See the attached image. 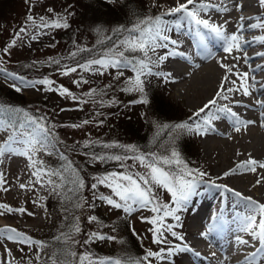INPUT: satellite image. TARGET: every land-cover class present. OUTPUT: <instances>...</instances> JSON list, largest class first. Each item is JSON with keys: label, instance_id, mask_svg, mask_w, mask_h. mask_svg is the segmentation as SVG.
Returning <instances> with one entry per match:
<instances>
[{"label": "snow or ice", "instance_id": "obj_1", "mask_svg": "<svg viewBox=\"0 0 264 264\" xmlns=\"http://www.w3.org/2000/svg\"><path fill=\"white\" fill-rule=\"evenodd\" d=\"M31 5V0H27ZM112 3L113 0H107ZM260 8H264V0H257ZM233 8L240 12L243 5L233 2L232 8L228 7L225 0L220 3H214L212 0H175L174 6L155 16H145L139 18L131 27L118 26L113 29V35L105 37L108 41V47L103 48L90 58L83 62L76 61L72 66L63 65L59 71L61 75L68 76L71 73L91 72L97 75H104L109 70H115V79L124 75L125 70H130L134 76L125 81V86L120 89L122 92L140 93L137 100L131 101L132 104H148L149 100L145 94V78L150 76L161 77L165 82L174 80L171 72L153 71V68H159L169 58L181 57L190 60L191 57L180 49V41L173 39L168 33L171 28L169 22L164 19L165 16H177L175 26L181 27V21H188L195 26L196 34L199 37L197 47L205 54V58L213 56L212 50L204 42L207 36H212L220 43L224 53H227L233 60L243 59L244 64L249 65L251 57L248 55L245 45L251 46L253 43L264 44V35L254 36L252 40L245 39L246 19L243 15L239 16V22L236 24V30L229 33L226 25L229 20L225 19L223 23L215 22L210 12L229 13ZM49 13H53L52 8H48ZM203 14V15H202ZM67 15L46 18L39 17V21L29 15L27 20L31 22V28L35 34L31 35V40H37L40 35L50 34V29H66L69 27ZM207 16L208 18H204ZM251 19V18H249ZM249 29L264 30V17L257 18L255 23L247 25ZM98 33L101 29L97 28ZM28 29L22 27L14 38L2 49L5 55H10V49L16 46L17 39L22 38L21 34H27ZM103 44L104 41H98ZM55 47V44L50 45ZM158 49L166 50L164 54H157ZM92 49L77 46L75 51L69 53V58L75 59L78 54L83 52H92ZM242 53V56H235L233 53ZM199 55V53H197ZM256 56L264 58V52L255 53ZM49 63L60 65V60L49 58ZM219 66L226 70L225 76L220 82L218 90L212 99L208 100L203 107L194 111L186 120L175 124H157L160 130H169L168 146L161 145L163 152L140 150L135 144H120L117 142H101L85 140L83 143L76 142L80 149H92L100 147L108 151L81 152L89 162L95 163H115L116 168L103 174L93 175L92 183L88 184L81 175L82 169L75 164V161L69 158L67 151L75 152L76 147H70L59 138L55 132L57 125L51 122L47 114H34L23 107L12 105H0V133H4L3 139H0V164L4 163L5 158L22 157L26 161V168L30 172L28 183H19L21 190L35 191L37 186L46 188L49 193L60 197L64 203V211L71 216L72 224L67 232H61L54 239L63 243L64 247L58 252H54L48 257L45 264H153L154 261L171 260L174 256L181 253L191 252L196 257L201 253L191 247L185 240V235L179 231L182 228L181 215L183 210H189L188 206L193 202V197L199 195L198 188L201 184H207L217 189H222L223 193H231L233 196L244 201L248 208V213L244 216L243 222L237 229L234 237L235 245L243 247L245 255L240 264H264V203L254 200L250 196H244L241 192L229 187L226 184H217L216 180L226 178L237 174L238 172L248 171L255 173L257 168L264 169V163L255 159L241 161L233 168L225 171L222 176L212 179L209 173L200 168L190 167L182 158L178 150L177 140L181 133H188L195 136H206L209 131H215L213 122L221 119H227L236 132L241 130V125L247 127L254 124V120H242L240 115L230 106H244L241 101L234 99L236 94H242L245 97H251L253 92L257 91V84L264 89V83L256 80L255 75L249 76V72H234L236 65H226L218 61ZM3 56H0V75L4 77L5 84L12 88L16 93H21L26 89L42 90L45 92H56L61 97H67L80 103H88V100H82L75 96L68 88L60 85L53 87L55 81L44 77L41 79H27L16 72L9 71L5 66ZM31 67V66H29ZM195 67H200L196 64ZM250 72L264 70V64L252 68L249 65ZM235 76L237 79H229V76ZM249 79L251 83H249ZM11 81V83H9ZM239 81V83H238ZM73 83L79 87L81 84H88L89 81L83 79L74 80ZM230 85V86H227ZM38 86H43L38 88ZM107 87H110L107 86ZM229 94H232L230 96ZM103 95L96 88H91L84 96L95 97ZM227 101L228 103H222ZM93 103H96L93 100ZM103 107L105 103L113 105L118 103L115 99L105 102L99 101ZM255 105L264 109V100L256 99ZM39 110H37L38 112ZM64 111V109H61ZM203 114V115H202ZM101 115V113H96ZM264 117V112L261 113ZM93 123L92 120H83L80 123L61 125L73 129L82 128L84 125ZM102 124L103 120L97 122ZM264 126V122H262ZM159 132H157V136ZM117 149L118 151H111ZM39 154L45 156H55L62 161L61 165L51 167L40 158ZM131 161V163H129ZM118 169V170H117ZM143 169V171L139 170ZM208 177V179H205ZM261 181L258 179L256 185ZM6 174L0 171V191H9ZM103 186L110 190V195H104L99 191ZM255 186V185H254ZM85 189L92 192V201L83 195ZM157 189L167 192L170 199L165 202L160 199ZM102 201L113 209L121 210L126 216L140 210H150L151 217L141 216V222L151 225L148 231L151 233L152 243L162 245L157 251L146 249L143 256L123 258L113 257H94L90 252L84 251L77 253L72 250L71 245L95 242L96 240H116L115 236H106L101 232H90L83 241L74 239L76 233L81 232L80 217L74 215V210L85 207L94 208V201ZM37 201H33L36 203ZM223 201L218 211L211 216V223L206 226L205 231L199 233L200 237L207 240L209 235L216 229V221L223 215ZM5 213H27L34 215L24 207L13 208L12 206L0 203V216ZM67 219V217H66ZM88 221L95 222L97 217L89 215ZM169 220L174 221L169 222ZM133 234L135 230H133ZM169 237L174 239H169ZM247 237V238H245ZM179 243H178V242ZM20 246L19 250L24 251L26 246L32 249L36 248V258L39 260L40 253L47 247L44 241L35 240L31 236L19 231L10 225L0 227V248L5 255L0 257V264H19V261L12 256V249L7 244ZM251 249V251H247ZM215 256V253H212ZM12 257V259H8ZM228 257L225 256L224 260ZM31 264V262H29ZM224 264V261H221Z\"/></svg>", "mask_w": 264, "mask_h": 264}, {"label": "rangeland", "instance_id": "obj_2", "mask_svg": "<svg viewBox=\"0 0 264 264\" xmlns=\"http://www.w3.org/2000/svg\"><path fill=\"white\" fill-rule=\"evenodd\" d=\"M80 1L82 0H69V2L68 0H31L29 11L25 16L27 10L26 0H0V56H3L5 60L4 66L9 71L16 72L19 75L26 77L27 79H41L44 77H48L49 79L55 81L53 87H59L60 85H63L64 87L68 88L75 96L80 97L82 100H88V103H80L78 106L77 101H74L67 97H61L56 92L26 89L21 93H16L12 88L5 84L4 77L0 75V105H3L1 103L2 101L6 106H20L38 115L47 114L49 120L57 125V127L55 128V132L57 133L59 138L69 146L71 143L78 142V140L85 141L97 139V137H100L103 133V127L114 124L116 120V118L112 117L107 118L105 120L107 125L102 126L101 124L97 123L100 120L97 119L96 113L100 111L108 112L116 106L119 107L127 100H129L128 102L137 100L141 95L138 92L126 93L120 91V89L125 86V81L134 76V74L130 70H125L124 75L119 77V79L114 78L115 70L111 69L104 75H97L91 72L71 73L68 76L61 75L59 69L63 65L67 64L63 63L60 65H53L49 63V58L58 59L61 62L62 59L59 58L60 53L64 52L68 47L72 48V50L70 51L72 52L74 51V49H76L75 46L78 44H69L67 41L63 42V37L65 36V32L63 30L51 31L50 29L47 30L50 34L40 35L37 40H31L30 37L32 34H35V30L31 28V22L27 20V17L29 15L33 16L38 22L40 16L46 17L49 14H54L57 12H60L62 14L67 3L68 5L72 4L75 12L81 7ZM228 1L229 0H225V2ZM212 2L220 3L221 0H212ZM237 2L241 3L243 7L245 6L247 9L246 15H250V17L245 19L243 22L245 24V27H247V24L255 23L257 21V18L264 17V8H260L258 6L257 0H237ZM174 3L175 0H152V4L148 5L146 14L148 16L158 15L161 12H153L154 9H157L158 7L168 9L174 6ZM232 4L233 3H229L228 7L232 8ZM48 8H52L54 10L53 13H49L47 11ZM89 9L92 8H88L86 9V11H88ZM69 11H71L70 8ZM232 12L235 13L236 10L233 8ZM102 13L100 10L96 9L94 10V12L91 11L90 15L88 14L86 16L88 20L85 24V28L84 26L82 29L79 28V33H76L79 36V39L80 37L81 39L85 37L89 44H93L95 42V39H103L105 37L110 28L108 22L110 24H114L115 22L113 21L114 17L111 18L107 15H105V17H102ZM78 17L79 16L76 15H73V17L71 16V21L73 20V22H80L81 19L79 20ZM101 18H103V20H101ZM164 19L169 22L168 26L172 29L168 34L173 39L183 41V36H181L183 33L177 31L174 23L177 17L165 16ZM185 23V20L181 21V25H184ZM236 23L238 22L234 19L229 23L228 26L231 32L236 30ZM93 25H97L95 29H101V32L95 33L94 37L92 35L94 31ZM22 27L28 29L27 34L22 33V38L17 39L16 46L10 49L11 54L5 55L2 52V49L7 46V44L14 38L15 34L19 32ZM244 35H246L245 39L247 38L251 40L254 36L264 35V30L249 29L244 33ZM52 44H55V47H50V45ZM249 47L251 50H249ZM245 49L246 51H248L247 53L250 54H255L256 52H264V44L253 43L252 46L245 47ZM165 51L166 50L164 49H158L157 54L162 55ZM215 52L216 53H214L213 59L210 61V63L213 62V64H219L218 61H222L226 65H231L233 63L234 60L230 56H228L227 53H224L222 49ZM237 54L239 53H233V55L235 56H237ZM215 56L216 58H214ZM251 60H249V65L251 66H256V63L264 64V58L258 56H255ZM240 61L243 62V59H240ZM171 63H174V61L172 58H169L164 62V64L160 65L159 68H153V71L171 72L173 74L174 80L165 82L161 77H146L145 81L148 82H145V86H147V88L145 87V90L153 88L159 93H164L165 91L168 92L167 98L170 99V101L175 106L182 107L184 112L186 111V113L190 112L192 114L194 111L204 105L202 101L208 95L198 99V92L191 86L187 87V93H182V89L180 88L183 86L182 82L185 80H182L181 78L179 79V73L175 68L170 66ZM199 69L200 68H195L194 70L197 71ZM192 72L193 71H191L190 74ZM249 75H255V77L263 76L264 70L250 73ZM81 76L83 77V79L88 80L89 83L81 84L79 87H77V85H75L73 81L80 79ZM185 77H187V75ZM229 79H237V77L230 75ZM97 81H102L104 83V88H102L103 91H100L103 93V95H97L95 97L84 96V93L88 92V90L92 88L90 83H95ZM259 82L264 83V77H262V80H259ZM9 83H11V81H9ZM109 85L110 87H107ZM257 85L259 86V83ZM42 87L43 86H38V88ZM10 90L15 92L16 96H8L7 93ZM263 91L264 89H262V92ZM229 95L232 96V94ZM101 99H103L105 102L115 99L116 101H118V103L113 105H108L107 103H105V106L102 107L99 103ZM93 100H95L96 103H93ZM145 107L146 104H134L133 107L132 105L130 106V113L135 118L136 116H138L140 121H142L143 126L145 121L143 120L142 115L138 113L144 110ZM61 109H64V111H61ZM37 110L39 111L37 112ZM259 110V113H262L264 111V109L261 108ZM85 113H89L91 117L85 120H92L93 123H89L78 129L61 126L72 123H80L81 121H83L82 115H85ZM111 115V113H108V116ZM76 116H80L81 121L73 119ZM219 121H222L224 123L225 119H221ZM239 132L234 131V129L232 128L231 131L227 133L226 138L222 137L220 138V140H215V138L214 140H211V136L209 134L200 137L186 133L187 143L191 144L193 147L192 149L194 150L195 148L196 151L195 155L192 154L188 158L189 160H191L188 163L189 166L200 168L201 170L208 172L209 176L212 179H215L217 176H222L225 171H228L222 170V167L224 165H228L231 162V167H234L237 163L241 162V160L233 158V151L237 148V145H239L240 142ZM4 136V133H0V139H3ZM233 145H235L236 147H234ZM66 154L70 159L75 161V164L80 168L81 162L84 161L87 168L85 173H87L88 171L90 172L91 169H96V166L98 164L103 165V163H90L88 158L83 157L84 155H82L80 152L76 153V151H67ZM39 155L40 158H42L48 166L58 168L62 163V161L58 160V158L55 156H45L43 154ZM193 156H196V158H194ZM243 161H246V159H244ZM129 163H131V161H129ZM106 165L108 169H110L108 171H112L114 168H116L115 163L112 162L106 163ZM81 169L83 170L84 167H82ZM139 170L143 171V169ZM0 171L5 172L6 179L8 180V184L5 185V187L9 188V191L7 192L0 191V203L8 204L13 208L24 207L28 210V212L34 214L30 216L27 213H5L4 216H0V227L10 225L17 228L19 231L31 236L35 240L42 241V239H44L47 245V247L40 253L41 258L39 260H37L36 258L35 246L32 249H29L25 246L23 252L19 250L20 246L12 244L11 242L7 244V247L12 249V256L15 257L17 261H19V264H29V262H31V264H45V262L48 261L49 255H51L55 251L56 246L54 244L55 242H50L53 238L50 239L49 235L52 233V231L57 232L59 230L61 219L65 217L66 212L63 210V208L61 209L59 207L56 208L57 211L47 210L44 207V199L49 194V191L46 188H40L39 186H37L36 190L33 192L28 190H21L18 187L19 183L27 184L30 179V172L26 168V161L24 158H5L4 163L0 164ZM81 175L85 179L88 176L87 174H83V171H81ZM239 176H247L248 182L258 179V177L254 173L243 171L238 172L235 175L216 180V183L226 184L229 187L232 186L236 191L240 190V192L244 196H250L254 200L259 201L260 203H264V200L256 189L251 188V191L250 188L246 189V186L244 188L243 184V186H240V184L235 181ZM99 191L104 195H110V190L103 186L99 188ZM84 192L88 193L89 191L85 189ZM157 192L161 200L167 202L170 199L166 191L157 189ZM198 192L199 195L195 196L196 198L193 197V202L188 206L189 210H183L179 213L181 215V222L183 224V227L178 228L177 231L185 235V240L187 241V243H189V245H195L197 241H202L199 233L206 230V214L195 212H197L201 207L206 208L210 200H212V203H214L215 201H219V199L224 196V194H226L223 193L222 189H217L215 187H210L208 189L199 187ZM211 197L212 199H210ZM54 199L56 201H59V197ZM33 201L37 202L33 203ZM97 201L98 207H85L83 209L75 210L74 215L80 217L79 223L81 232L73 234L74 239L83 241L87 238V235L90 232H101L106 236H115L117 239L103 241L96 240L95 242L89 243L87 245V247H89V251L83 247L82 243L80 244V247L79 244H73L71 245L72 250L76 251L77 253L88 251L94 257H99L100 255H102V257L100 258H103L111 257V255L108 254V250H110V252L112 251V254L114 252L136 253L137 251L145 252L146 249L157 251L160 247H162V245H156L152 243L151 233L148 231L151 225L141 222L140 219L141 216L151 217L153 213L150 210L144 209L133 213L131 216H126L121 210L113 209L110 206L106 205L104 202L99 200ZM197 201L200 207L194 212L196 205L195 203ZM226 203L228 205L234 206V211L232 212V214L237 218L236 226L233 223V225L227 227L226 231L228 233L231 232L230 234L235 236V232H237V229L243 222L244 216L248 213V208L244 201L236 198L233 195L231 201ZM215 205L217 206L218 204ZM208 208H210V206ZM89 215H95L97 217V221L90 223L87 219ZM169 222L174 223V221L171 220H169ZM133 230H135V233L137 235L133 234ZM217 232L218 230L216 228L212 233L217 235ZM169 239L174 238L169 237ZM204 240L205 239H203V241ZM226 243L227 241L225 240L224 246H226ZM63 247L64 245L62 243L59 248L61 249ZM4 255L5 253L3 249L0 248V257H4ZM8 259H12V257H8ZM188 260H196L198 263H201V261H203V259L198 261V258H194V256H192V254L188 252L186 254H178L171 260L154 261L153 264H182L184 263V261Z\"/></svg>", "mask_w": 264, "mask_h": 264}, {"label": "trees", "instance_id": "obj_3", "mask_svg": "<svg viewBox=\"0 0 264 264\" xmlns=\"http://www.w3.org/2000/svg\"><path fill=\"white\" fill-rule=\"evenodd\" d=\"M69 2V0H68ZM76 2V1H75ZM73 3V2H72ZM81 7L79 10H76L74 12V7L71 5H66L64 12L62 14L60 12H57L61 16L67 15L68 12H71L73 15L79 16V20L81 19L80 22H73L71 21V16H67V22L69 24V27L66 29H51V31L55 30H63L65 32V36L63 37V42L67 41L69 44H76L78 43L77 46L92 49V52H83L77 55L75 59L69 58V52L72 50L71 47H68L64 52H61L59 55V58L62 59L60 64L66 63L67 65H74L76 61H81L83 62L84 59L90 58L93 54L98 53L101 51L103 48L108 47V41L105 40V37L107 36H112L113 35V29L117 28L118 26H124V27H131L139 18L148 16L146 14V10L148 9V5L152 4V0H124V1H115L113 0L112 3H108L107 0H82L80 1ZM26 5H27V10L25 13V16L27 15L29 11L30 5L28 4L26 0ZM69 8L71 11H69ZM89 9L86 11V9ZM100 10L102 13V17H105V15L110 16L113 18V21L115 22L114 24H109L110 28L109 31L106 33L105 37L103 39H95V42L93 44H89L88 41L85 39H79V36L76 33H79V30L85 28V24L88 20L86 16L91 14V11L94 12V10ZM161 9L158 7L157 9H154L153 12H159ZM49 14L46 16V18H50L55 16V14ZM24 16V17H25ZM116 16V17H115ZM103 20V18H101ZM95 26V27H94ZM96 26L93 25L94 31H93V37L96 31ZM80 28V29H79ZM105 33V32H104ZM79 40V41H78ZM98 41H104L103 44H98ZM88 44V45H87ZM76 49H74L75 51ZM148 82V81H145ZM92 88L98 89V91H103L102 88H104V83L102 81H97L95 83H90ZM147 88V86H145ZM157 90L150 88L148 90H145V94L149 100V103L146 104V107L144 110H142L140 113L142 115L144 122V126L142 124V121H140L139 117L136 116L133 117L130 109V106L134 104L128 102H124L122 105L119 107L116 106L113 109H111L108 112H98L101 113V115H97V119L103 120V123L101 124L102 126L107 125L106 119L107 118H116L114 124L110 126L103 127V133L101 134L100 137H97V139H93V141H101V142H117L120 144H135L140 150L144 152L148 151H157V152H163V148L161 145L167 147L168 146V140H169V130L168 129H163L160 130L157 128V124L163 125L165 123L167 124H175L178 122H181L183 120L187 119V116L190 115V113L184 112L182 107H177L175 106L170 99L167 98L168 92L164 93H159ZM8 96H16V93L13 92L12 90L8 91L7 93ZM140 97V96H139ZM1 103L6 106L2 101ZM104 110V109H102ZM108 113H111V116H108ZM83 120L87 118H91L89 113H85V115H82ZM73 119L79 120L80 116H76ZM89 120V119H88ZM157 132H159V135L157 136ZM84 140H78L79 143H83ZM177 146L178 150L181 153L182 158L185 160V162L189 163L188 158L196 153L195 148L194 150L192 149V145L187 143V135L186 132L181 133L178 137L177 140ZM70 147H76V153L77 152H87V151H95V152H102V151H108L105 149H102L100 147H94L92 149H80L79 145L77 143H71ZM111 151H118L117 149H112ZM85 157V156H83ZM196 158V156H193ZM81 162V161H80ZM84 167L83 174H87L86 181L88 184L92 183L91 177L93 175H98V174H103L106 171L110 170L108 169L106 164H98L96 166V169H91L90 172L86 171V164L85 162H81V168ZM88 190V189H86ZM89 192H83V195L85 193V197L88 198L89 201H92V192L88 190ZM57 195L54 194H49L47 198L44 200V205L47 208V210H53L57 211V207L63 208L64 209V203L62 199L59 197V201H56L54 198H57ZM95 206L98 207V201H94ZM95 211V210H93ZM75 214V210H74ZM67 217V219H66ZM72 224V219L71 216L66 213L65 217L61 219L60 223V228L56 232H53L49 235V238H53L52 241L50 242H55V251L58 252L60 250L59 246L62 244V242L57 241L54 239L56 236L60 235L61 232H67L69 227ZM132 236V235H131ZM42 241L45 242L44 239ZM82 241V240H79ZM80 247V244H79ZM85 249L88 250L89 247L87 245H83ZM89 251V250H88ZM91 251V250H90ZM110 252V250H108ZM53 252V253H54ZM108 254L111 255L113 258H123L126 256H132V257H140L143 256L142 253L143 251H137L136 253H129V252H114L112 254V251ZM101 253V252H100ZM102 254V253H101ZM99 257H102L100 255Z\"/></svg>", "mask_w": 264, "mask_h": 264}, {"label": "bare ground", "instance_id": "obj_4", "mask_svg": "<svg viewBox=\"0 0 264 264\" xmlns=\"http://www.w3.org/2000/svg\"><path fill=\"white\" fill-rule=\"evenodd\" d=\"M233 2H237V0H229L226 3L229 4ZM246 10L247 9L244 6L243 10L240 12L236 11L235 13H233L231 11L229 13H216L213 11V12H210L208 15H210L211 18L217 23H223L225 19L229 20V23L233 19L239 22V16L241 15H243L246 19L250 17L249 14L246 15L247 14ZM204 18H208V17L204 16ZM229 23L226 25V28H227V31L231 33L230 28L228 26ZM179 30L180 32L183 33L182 34L183 41H180L179 50L186 52L191 57L190 60H187L181 57L172 58L174 63H171L170 66L177 70V72L179 73V79L181 78L182 80H185L182 82L183 86L180 89H182V93H187V87L191 86L194 90L198 92L197 93L198 99L208 95L206 98L210 100L213 98V96L215 95V92L218 90L220 86V82L226 74V70L218 66L219 64H213V62L210 63V61L213 59V56L211 58H205V54L201 51L200 48L197 47V44L199 42V37L196 34L194 25L189 24L188 21H186L185 27L182 26L179 28ZM247 30L249 29L245 27V32H247ZM204 42L207 44L208 48L212 50L213 55L214 53H216L215 51L222 49L220 43L217 42L212 36H207ZM245 47H248V46L245 45ZM249 50H251L250 47H249ZM197 53H199V55ZM248 55L251 57V59H253L256 56L255 54H250V53H248ZM216 56L214 58H216ZM237 56H242V54L239 53L237 54ZM251 61H254V60H251ZM196 64L200 65V67H198L200 69L197 71L194 70L195 68H197L195 67ZM261 64L256 63V66L261 65ZM231 65H236V67L233 69L234 72H241V73L249 72V74L253 73V72H250L249 67H248L249 65L244 64V62H241L240 60H234ZM256 66H251V67L256 68ZM191 71L193 72L190 74ZM186 75L187 77H185ZM249 76L251 77V75ZM262 77H264V75L256 77V80L257 81L262 80ZM249 83H251L250 79H249ZM256 87H257V91L253 92V95L251 97H245L242 94H237L236 96H234V99L241 101L242 105H248V107L236 106V105L230 104L233 110L240 115V118L242 120L256 121L254 124H250L247 127H244L243 125H241V130L239 132V139H240L239 145H237L236 149H234V147L236 146L233 145L234 146L233 147L234 149L233 158L237 160H241V161H243L244 159H246L247 161L248 159L251 158V159H255L256 161L260 163H264V126H262V122H264V117H262L261 113L258 112L260 107L255 105L256 99L264 100V91L262 92L260 85L259 86L257 85ZM206 98L202 101L203 104H205L208 101ZM222 103H228V102L224 101ZM213 125L215 128V131L208 132V134L211 136V140H214V138L215 140H220V138L222 137L226 138L227 133H229L231 129L233 128V125L227 119H225L224 123L222 121H214ZM230 163L228 164L227 162L228 165H224L222 167V170H229V168L230 169L233 168L231 167ZM254 174L261 181L259 185H256V181L258 179L255 181L252 180L248 182L247 176H239L237 177L235 181H237L240 184V186L243 184L244 186L243 185L242 186L244 188L246 186V189L247 188L256 189L260 193L262 199L264 200V169H257V171ZM210 199H212V197ZM220 199L219 201H215L214 203H212L213 201L210 200L211 202L210 201L208 202V206L206 208L201 207L200 209H198L197 212H195V213L200 212L202 214H206V224L205 225L207 226L209 223L212 222L210 219L211 216L218 211V208H220L221 202L223 201V208H224L223 215L218 221L215 222L216 228L218 230L217 235L212 233L211 235H209L208 240L203 241V238H202V241H197L195 245L190 244L191 247H193L196 251L201 253V256L196 257L191 252L189 253H191L192 256H194V258H198V261L202 259L203 261H201V263H198L196 260L195 261L188 260V261H184V263L182 264H221V261H224V264H240V262L243 260L246 250L243 247H239V250H238V246L235 245L234 243L235 236L230 234L231 232L228 233L226 231L228 226L233 225V223L236 226V222H237V218L232 214V212L234 211V208H233L234 206L228 205L226 203V202L231 201L232 195L231 193L230 194L226 193ZM215 204H218V205L216 206ZM209 206L210 208H208ZM235 233L237 234V232ZM225 240L227 241L226 246H224ZM247 251H251V249H247ZM212 253H215V256H213ZM225 256L228 257L227 260H224Z\"/></svg>", "mask_w": 264, "mask_h": 264}]
</instances>
